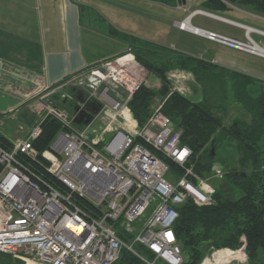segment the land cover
Masks as SVG:
<instances>
[{
  "label": "built area",
  "instance_id": "2783aa9c",
  "mask_svg": "<svg viewBox=\"0 0 264 264\" xmlns=\"http://www.w3.org/2000/svg\"><path fill=\"white\" fill-rule=\"evenodd\" d=\"M196 15L230 21L196 9L177 27L264 58V48L252 38L264 31L230 21L245 30L247 41L242 42L194 26ZM148 72L129 51L69 77L68 84L83 99L79 113L93 115L80 125L74 121L79 113L54 98L59 85L36 86L30 104L35 124L29 134L13 141L10 149L0 143V254L24 264H114L126 248L142 264H183L174 233L178 209L189 200L212 204L214 181L225 179L226 171L214 165L204 175L194 172V151L163 113V104L155 105L139 126L129 104L146 85ZM62 98L77 101L68 94ZM48 117L63 129L50 148L39 152L34 141ZM170 163L182 169L177 181L169 179L174 171ZM123 232L133 236L129 243L120 236ZM137 244L154 258L139 254ZM213 251L201 264L248 263L243 248Z\"/></svg>",
  "mask_w": 264,
  "mask_h": 264
},
{
  "label": "trees",
  "instance_id": "16d2710c",
  "mask_svg": "<svg viewBox=\"0 0 264 264\" xmlns=\"http://www.w3.org/2000/svg\"><path fill=\"white\" fill-rule=\"evenodd\" d=\"M237 4L245 8L250 7L254 12L264 15V0H208L205 6L214 12H225L231 8L230 5ZM121 37L129 46L127 52L134 53L137 60L148 71L155 72L161 77L163 82L157 92L146 85L142 86L131 100L129 106L139 126L145 124L155 106L157 95H161L166 98L162 107L163 113L171 118L174 125L181 127L183 143L194 151L191 164L196 174L204 175L213 167L214 158H210V154L212 148L216 146L218 132H222L226 138L237 143L241 152L240 164L248 167L242 172L235 171L229 165L224 167L225 182L223 185H216L217 191L212 204L200 206L189 200L179 207V218L174 224V233L182 249L183 264H201L212 248L225 247L243 248L247 253V264H264V88L254 95L248 88L250 81L240 77L237 81L236 97L245 111L251 114L252 122L249 124L237 121L225 127L212 113L214 107L208 105L207 100L195 102L178 92L171 93L166 71L154 66L147 59L143 61L141 53L153 52L150 48V44L153 43H145L132 37ZM177 55L181 60H185L184 68L191 70L200 67L203 74L198 76V80L206 85L221 75L219 73L218 77L214 76L212 62L208 63L184 54ZM58 103L63 108L67 107L63 100ZM62 129L59 121L48 117L42 123L41 134L34 141L35 148L39 152L50 148ZM209 142L212 143L210 150L197 158L196 154ZM0 143L8 149L12 148V143L1 135ZM170 164L172 170L182 172L181 168ZM35 165L30 162V166L36 170ZM46 178L58 185V180L54 177L47 174ZM120 236L128 243L133 237L124 232ZM134 249L148 259L154 258V254L142 245H134ZM2 255L12 259L9 254ZM15 264L24 262L18 261ZM114 264H142V261L133 252L124 248Z\"/></svg>",
  "mask_w": 264,
  "mask_h": 264
},
{
  "label": "crops",
  "instance_id": "0c3cea01",
  "mask_svg": "<svg viewBox=\"0 0 264 264\" xmlns=\"http://www.w3.org/2000/svg\"><path fill=\"white\" fill-rule=\"evenodd\" d=\"M207 1L0 0L1 69L6 74L27 71L25 73L31 76L28 80L35 87L59 85L58 88H63L67 86L69 77L126 53L129 46L121 36L169 50L168 45L171 44L180 49L178 54L207 60L204 57L212 49L210 44L219 43L183 31L176 25L189 15V10L203 9L248 26H253L248 22L252 21L251 18L264 21V15L255 16L245 7L246 10L230 5L225 14L211 11L205 6ZM200 16L242 31L245 36L243 28L207 15L193 17L192 23L196 27L219 32L216 27L219 25L206 26ZM252 34L264 40V34ZM194 37L203 39L204 43L194 45ZM198 51L201 54L196 57ZM213 58L211 61L219 65V58ZM220 59L224 67L230 68L228 64L235 63L228 58ZM20 103L19 95L0 89V114L18 107Z\"/></svg>",
  "mask_w": 264,
  "mask_h": 264
},
{
  "label": "rangeland",
  "instance_id": "374dc122",
  "mask_svg": "<svg viewBox=\"0 0 264 264\" xmlns=\"http://www.w3.org/2000/svg\"><path fill=\"white\" fill-rule=\"evenodd\" d=\"M195 1L201 2V0ZM234 6L236 8L246 10L239 4ZM246 11L251 12L255 16L262 17L261 14L254 12L250 7H247ZM200 17L206 22V26H216V24L219 25L216 26L217 29H219V32L215 31L216 33L232 39H236L238 41H247L246 37L242 34V31H236L234 28H230V26L214 22L209 18H204V16ZM251 19L252 21L248 22L253 25L252 27H257V29L260 28V30L264 31L263 20H260L259 18H257L258 21L256 20V18ZM193 25L196 26V24L194 23ZM252 38L255 40V42H257L264 48V40L261 41L255 34H252ZM193 39H195L193 40L194 45H200L201 43H204V40L201 38L194 37ZM210 45L212 49L208 50L207 56L204 57L207 60L204 61L208 63L212 62V66L214 67H212L214 69L212 70V73H214V76L217 77L220 73L221 77L219 76L217 79L215 78L214 81L208 83V85L198 80V76L203 74V72L199 69V66L198 69L194 68L191 70L188 68H184L185 60H181L179 55H177V52L180 49L177 47H173L171 44L168 45V48L173 50V52L157 44H150V48L153 50V52H142L141 56L144 57V60L142 59L143 61H146L145 59H147L154 66L163 68L166 71L167 80L170 82L171 93L178 92L182 95L187 96L195 102H202L207 100L206 102L208 103V105H212L214 107L212 113L222 121L225 127H229L232 123L237 121H244L250 124L252 122L251 114L245 111L236 97L237 81H239L240 77H245L243 80H248L251 83L248 88L251 89L252 93L254 95L260 93V91L264 88V58L231 48L226 45L216 43ZM199 54H201L200 51H198V55L196 57H199ZM213 57L219 58V65L216 64L215 61H211L215 59ZM220 57L225 59L228 58L235 63H229L228 66H231L230 68L224 67V65H222L223 62ZM240 64L243 66L241 67ZM1 66L2 65L0 64V89L11 91L19 95V97L21 98V103L18 107L11 109L6 113L0 114V135L9 143H12L19 138L26 137L33 126L35 115H33L31 111L30 104L31 97H33L36 87L33 82L28 80L29 78H31V76L25 73L27 71L23 70L22 72L19 71L16 73L15 71H13L14 73L10 72V74L7 73V75L3 72ZM17 83L19 84L16 85ZM72 84L73 83L67 84V86L63 88L61 87L57 91V93H55L56 101L62 102L63 94H66V92L70 91V88L73 86ZM162 84L163 82L161 77L157 76L155 72L149 70L146 86L157 92L162 87ZM165 99V97L157 95V98L155 99V105L165 103ZM66 108L70 110L69 103L67 104ZM175 126L182 133L181 127H179L177 124ZM224 135L225 134H223L222 132H218L216 134L217 142L216 146L214 147L216 152L214 156V165L218 167H225L226 165H229V167L237 172L247 170V166L245 167L240 164L241 152L237 147V143L233 140H230V138L228 137L226 138ZM109 139L110 135L106 137L107 141ZM211 146V142L206 144L203 150H201L200 153L196 154V157L198 158L201 156V154L210 150ZM224 170L226 171L225 168ZM182 173L183 172L180 173L174 170L169 176V179H171L172 181H177ZM224 182L225 179H223L222 181L216 179L214 181V184L219 186L223 185ZM213 249L214 248L210 250L207 256L213 254ZM18 261L20 260L14 257H12V259H9L0 254V264H15Z\"/></svg>",
  "mask_w": 264,
  "mask_h": 264
},
{
  "label": "water",
  "instance_id": "95a60500",
  "mask_svg": "<svg viewBox=\"0 0 264 264\" xmlns=\"http://www.w3.org/2000/svg\"><path fill=\"white\" fill-rule=\"evenodd\" d=\"M79 102H82L83 99H81L80 97L78 98ZM65 102H67V100H65ZM73 106V111L75 113H79V105L78 104H72ZM93 118V115L86 113V112H80L79 115H77L75 117V123L76 124H87L91 121V119ZM202 146V144L200 145V147ZM216 152H215V148H212L211 150V154H210V158H214Z\"/></svg>",
  "mask_w": 264,
  "mask_h": 264
},
{
  "label": "flooded vegetation",
  "instance_id": "af4514ba",
  "mask_svg": "<svg viewBox=\"0 0 264 264\" xmlns=\"http://www.w3.org/2000/svg\"><path fill=\"white\" fill-rule=\"evenodd\" d=\"M58 86V85H57ZM77 89L75 88V87H71L70 88V91H68V92H66V94H69V95H71V96H73V97H76L77 98V101L75 102V101H72V102H74V104H78V102H79V100H78V98L80 97V96H77ZM81 98V97H80ZM82 99V98H81ZM65 102V101H64ZM65 103H69V106H70V110H72L73 109V106H72V103H70V102H65ZM80 108V107H79ZM73 111V110H72Z\"/></svg>",
  "mask_w": 264,
  "mask_h": 264
}]
</instances>
